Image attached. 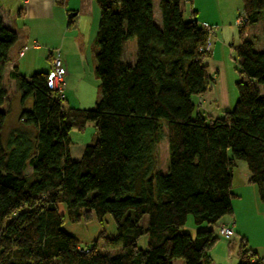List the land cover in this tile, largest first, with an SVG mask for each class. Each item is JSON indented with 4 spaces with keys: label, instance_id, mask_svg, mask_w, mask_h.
<instances>
[{
    "label": "trees",
    "instance_id": "obj_1",
    "mask_svg": "<svg viewBox=\"0 0 264 264\" xmlns=\"http://www.w3.org/2000/svg\"><path fill=\"white\" fill-rule=\"evenodd\" d=\"M93 1L100 91L94 106L66 107L63 94L47 86L49 71L25 77L13 70L22 110L6 145L1 133L14 94L2 74L16 33L0 13V264H212L207 252L218 237L210 228L232 214L235 161L246 164L248 183L264 202V50L255 49L259 39L249 31L264 0H240L237 100L215 118L193 102L213 78L204 63L210 53L201 50L207 34L195 19L183 18L182 5L191 0H158V23L153 0ZM262 26L264 35V20ZM129 39L132 63L122 58ZM88 123L94 139L73 161L69 133ZM164 138L168 163L160 172ZM59 204L73 222L109 215L116 235L101 234L100 247L94 241L81 249L61 228ZM188 216L194 235L182 231ZM237 257V264H264L245 241Z\"/></svg>",
    "mask_w": 264,
    "mask_h": 264
},
{
    "label": "crops",
    "instance_id": "obj_2",
    "mask_svg": "<svg viewBox=\"0 0 264 264\" xmlns=\"http://www.w3.org/2000/svg\"><path fill=\"white\" fill-rule=\"evenodd\" d=\"M237 1L191 0L182 5L183 18L185 20L195 19L202 28L205 26L214 28V34L207 51L210 55L205 59L204 63L207 65L211 77L213 79L215 77L216 82L213 80L212 87L208 93L194 98L199 110L213 118L221 116L223 111L230 110L232 107L231 103H228V96L223 81L222 79L219 80L218 76L223 73V62L227 56L233 57V49L235 48L233 41L234 32L230 30L229 26L235 21V14L239 6ZM157 3L158 0L155 2L153 0V13L155 18L160 21ZM79 4L81 8L86 6L90 11L93 9L92 0H79ZM81 8L78 10L74 9L70 0H0V13L3 22L16 33V41L9 49L7 63L2 74L3 84H5L4 80L9 81L10 90L11 92L13 90L15 97L18 94L15 92L13 80L9 77L13 70L25 77L35 72H48L51 69L49 56L51 58L55 52H58L62 67L66 72H69L70 61L67 57L61 55V52L65 41L72 37L69 36V32L70 29L75 27L74 23L79 16L80 10H82ZM69 14L74 15L69 17ZM78 34L75 37L73 36L76 41L81 40ZM125 45L126 43L124 44L122 58L132 63L134 62L135 47H133V44ZM126 48H128L127 53H125ZM63 86H65V77ZM64 93L63 90V98L65 97ZM76 146L75 156L79 157L85 146L84 140ZM70 157L72 156L70 155ZM163 158V168L158 167L157 163V170L160 172H165L167 167V154L163 155ZM159 159L160 155L158 153ZM243 178L244 180L241 184L251 185L248 183L249 173ZM233 183L232 169L231 190L234 193L232 214L225 224L230 223L233 226V232L236 234L235 220H238L237 212L240 211V208H235V205L241 201V195L234 191ZM252 195L255 203H257V199L254 197L256 196L255 193L253 192ZM257 210L260 212L261 208H257ZM200 228L207 227L201 226ZM193 230H197V228L195 227ZM182 231H184L183 228ZM216 231L217 235L215 233L214 235L218 237V240L207 252L212 264H237L238 249H234L232 238L225 240L220 236L217 228ZM141 239L143 243L146 242V237ZM260 249V253L256 252L264 260V248Z\"/></svg>",
    "mask_w": 264,
    "mask_h": 264
},
{
    "label": "rangeland",
    "instance_id": "obj_3",
    "mask_svg": "<svg viewBox=\"0 0 264 264\" xmlns=\"http://www.w3.org/2000/svg\"><path fill=\"white\" fill-rule=\"evenodd\" d=\"M155 1L157 0H154V2ZM237 2V5L239 6L235 14V21L234 23H231V26H229L230 30H233L234 32L233 41L235 43V47L238 46L240 40L238 36L236 19L238 15L241 14V1L238 0ZM70 3L73 5L74 9L78 10L81 8L79 0H70ZM92 4V11H90V9L86 6L81 8L82 10H80L79 16L77 17V20L74 23L75 27L73 29H70L69 32V36L72 37L69 38L68 41H65L63 50L61 52V55L67 57L71 64L69 72H66L64 69V105L68 108L85 110L90 109L94 106V103L97 101L100 93L98 81L93 73L94 59L92 53L94 47L93 41L97 31L99 9L93 0ZM155 20H157L158 23V19ZM263 20L264 12L261 13L259 21L249 27L251 35H254L256 38L259 39V44H256L255 47L256 50H264V35L262 32ZM77 24L79 27L77 26ZM77 33H79L78 36L81 40L76 41V39H74ZM127 44H133V47H135L134 39H129L126 42V45ZM127 49L128 48H126L125 53H127ZM223 63V73L222 75H219L218 78L219 80L222 79L223 81L224 88L228 96V103H231L232 109L237 100L236 82L239 80L238 66L237 62L235 61L234 55L233 57H230L228 55ZM213 80L214 82H216L215 77ZM4 81V85L7 91L13 95V90L11 92L10 86L8 84L9 81ZM212 83L208 92L212 87ZM193 102L195 103V99H193ZM195 105L198 107V104L195 103ZM24 106L25 109L30 108L31 101H26ZM21 110L22 106L19 102L18 95H16V97H13L10 110L5 117L1 133L5 145L7 144V139L9 135L16 128H19L18 117L20 115ZM162 130L166 132V128L164 127V125L162 126ZM94 136L95 130L92 123H88L82 131H78L76 129H72L70 131L69 137L71 139V145L69 146V152L72 156L71 158L73 161H78L80 159V156H75L77 147L76 145L81 144L83 140L85 145H87L93 141L91 139H94ZM158 153L160 155V159L158 160V167L160 166L163 168V155L167 154L166 138L161 140L158 144ZM167 163L168 162H166V164ZM248 173L249 172L247 170V166L243 161H235V165L233 167V187L234 191L241 195V201L235 205V208H240V211L237 212L238 220H235L236 234L234 233L232 237V242L235 250L238 249L241 241H245L247 243L248 248L260 253V248H264V202H261L259 200L256 185H245L244 183L241 184L244 180L243 177L248 175ZM253 192L256 195L254 197L257 199V203H255L253 199ZM257 208H261V211L259 212ZM58 209L59 212L64 215V223L61 227L62 230L67 234L72 235L76 239H78L79 246L81 249L89 248L94 241H96L97 246L100 247L102 245V241L99 238L101 234L106 235L108 237L116 235L115 223L109 215H105L102 221H99L95 216H93V218L89 221H85L82 218L77 222H73L69 220L64 204H59ZM228 219L229 216L223 217L215 226H212L210 229H212L213 233L217 235V225L220 223H227ZM194 228L195 226L192 223V217L188 216L187 223L183 227V230L190 233L191 235H194L196 232V230H193ZM138 245L139 247H142L144 245L142 239L139 240ZM101 251L102 253L106 252L111 255L116 253V250L111 249H101ZM177 262V264H184L182 260H177Z\"/></svg>",
    "mask_w": 264,
    "mask_h": 264
},
{
    "label": "built area",
    "instance_id": "obj_4",
    "mask_svg": "<svg viewBox=\"0 0 264 264\" xmlns=\"http://www.w3.org/2000/svg\"><path fill=\"white\" fill-rule=\"evenodd\" d=\"M242 22H243L242 17H238L236 19L237 27L241 26ZM203 29L207 34V42L205 47H203L201 50H207L210 45L211 39L213 37L214 29L210 26H205ZM63 84H64V68L62 67L61 60L59 58V53L55 52L51 57V69L47 74V86L52 90H56L62 96ZM216 228L218 229L220 236L226 240L231 239L234 235L230 223L229 224L220 223L217 225Z\"/></svg>",
    "mask_w": 264,
    "mask_h": 264
},
{
    "label": "water",
    "instance_id": "obj_5",
    "mask_svg": "<svg viewBox=\"0 0 264 264\" xmlns=\"http://www.w3.org/2000/svg\"><path fill=\"white\" fill-rule=\"evenodd\" d=\"M74 14H69V17H72Z\"/></svg>",
    "mask_w": 264,
    "mask_h": 264
}]
</instances>
